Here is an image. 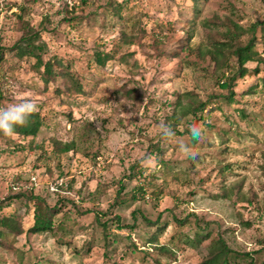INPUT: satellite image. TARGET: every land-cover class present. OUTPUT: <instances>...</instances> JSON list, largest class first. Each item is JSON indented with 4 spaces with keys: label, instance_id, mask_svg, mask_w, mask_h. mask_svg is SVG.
Segmentation results:
<instances>
[{
    "label": "rangeland",
    "instance_id": "obj_1",
    "mask_svg": "<svg viewBox=\"0 0 264 264\" xmlns=\"http://www.w3.org/2000/svg\"><path fill=\"white\" fill-rule=\"evenodd\" d=\"M229 16L246 30L242 42L258 24L262 52L264 0H0V107L20 94L45 117L36 137L0 132V218L23 228L1 227L0 264H198L220 237L264 262V62L247 64L231 102L221 72L197 53L226 30L204 21ZM36 31V52L62 59L86 94L57 92L61 77L47 85L37 59L18 55ZM187 91L196 96L183 103H207L206 119L180 113L178 134L169 117ZM192 124L203 130L197 141ZM56 141L75 150L55 152ZM38 205L61 209L53 231H28ZM159 216L166 227L154 245L144 217Z\"/></svg>",
    "mask_w": 264,
    "mask_h": 264
},
{
    "label": "trees",
    "instance_id": "obj_2",
    "mask_svg": "<svg viewBox=\"0 0 264 264\" xmlns=\"http://www.w3.org/2000/svg\"><path fill=\"white\" fill-rule=\"evenodd\" d=\"M197 3V0H195ZM21 9H24V6H21ZM122 9L123 5L120 3L118 7H114V11L112 14L118 15L120 18L122 17ZM198 10V9H196ZM204 24L207 26H225L226 30L221 33V38H210V42L204 48L199 47L197 48V53L201 58L210 57L211 61L215 64V69L218 72H221V76L219 77L220 86L222 88L230 89L229 100L232 102L235 98V86L236 81L238 78H243L246 75L252 72L251 69L247 66L249 62L255 61L256 59L260 58L259 60L264 62V49L262 52L258 50V36H257V28L258 24H253L251 28L252 36L246 42L241 41V37L244 36L247 32L242 25H240L233 17L229 16L226 20H222L221 23L217 24L216 21L213 19L205 20ZM262 29H264V22L260 24ZM192 34H189L188 40L192 38ZM39 37V33H27L24 34L19 42L16 45L18 49L19 56L30 55L37 59V66L44 68V80L48 85L51 82L56 81L58 78H62L64 83V89H60L57 87L56 91L59 93L66 92L68 94H86L87 91L83 85V82L75 76L73 72L69 69L68 66L64 65V61L58 57L44 60L40 53L36 52V49H41L40 45L36 46L35 40ZM129 43L131 41H128ZM179 53L173 55L176 57ZM236 56L238 67L233 69V65L231 63V57ZM109 57L107 55L103 56L102 53H98L96 55V62L98 65H104ZM56 66V67H55ZM231 69L230 71L234 72L232 74H227L226 69ZM255 73H260V67L257 66L254 69ZM196 95L191 91H187L183 94H179L178 103L176 105V110L174 113L169 117L171 120L173 130H178V122L180 121V113L183 115L192 113L197 118V121H203L205 123V113L207 108V103L205 102H198L197 104L188 102L186 104L183 103L184 99H191L194 98ZM0 97H3L0 94ZM179 108V109H178ZM241 113L246 116V112L244 109H241ZM45 124V117L41 114L40 111H36L34 114L30 115L27 119V122L24 126H16L15 133L19 136L29 137L34 136L36 137L38 133L41 131V128ZM178 134H182L177 131ZM193 138V137H192ZM194 139V138H193ZM197 141L198 139H194ZM55 152L58 153H69L72 150H75V142H60L56 141L54 146ZM162 153V148L158 147L157 149H152L150 151V155H158ZM164 163V161H163ZM19 196V195H18ZM222 196V195H221ZM35 199H40L38 196L32 197ZM33 200V201H34ZM43 200V199H42ZM32 201V200H31ZM1 202V201H0ZM61 212L60 208L56 207H46L41 208L39 205L35 208L34 213V224L31 228H29V232L32 233H45L48 231H53L54 220L55 217ZM112 220L119 223L121 221L120 216L114 217ZM145 222L150 225L151 227H155L156 233H153L150 236V244L155 245V240L160 236V233L165 229L166 225L161 223V217L159 216L156 220H151L148 217H144ZM186 219L180 220L178 222L182 225L186 224ZM103 226L105 230L108 228V223L103 222ZM8 227L10 229H18L23 231V228L19 226L17 221L12 217H3L0 218V244L1 239L5 237L6 232L1 227ZM108 234V232H106ZM210 232L207 234H200L197 233L195 239L200 242L201 238H208L210 236ZM219 245L213 248L207 255V257L198 264H233L234 262H241V260H248L246 264H264L257 263L256 260L253 259L252 254L253 252H239L231 248L228 243L225 241L223 237L219 238ZM159 250L170 251L167 249L165 245L159 247ZM32 264H39L38 262ZM118 264V263H114Z\"/></svg>",
    "mask_w": 264,
    "mask_h": 264
},
{
    "label": "clouds",
    "instance_id": "obj_3",
    "mask_svg": "<svg viewBox=\"0 0 264 264\" xmlns=\"http://www.w3.org/2000/svg\"><path fill=\"white\" fill-rule=\"evenodd\" d=\"M13 102L0 107V132L7 137H13L16 126H24L30 115L37 111L36 103L20 94L13 93ZM170 127V126H169ZM202 128L198 124L190 125V134L194 139L202 138ZM180 151L191 155L195 160L197 155L185 144H180Z\"/></svg>",
    "mask_w": 264,
    "mask_h": 264
}]
</instances>
